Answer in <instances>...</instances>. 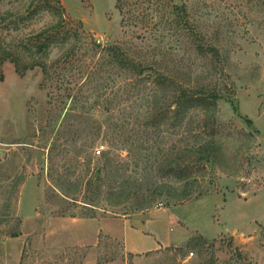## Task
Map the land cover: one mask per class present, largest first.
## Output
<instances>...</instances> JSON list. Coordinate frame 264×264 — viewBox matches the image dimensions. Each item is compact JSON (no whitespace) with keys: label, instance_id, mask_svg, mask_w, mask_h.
<instances>
[{"label":"rangeland","instance_id":"obj_1","mask_svg":"<svg viewBox=\"0 0 264 264\" xmlns=\"http://www.w3.org/2000/svg\"><path fill=\"white\" fill-rule=\"evenodd\" d=\"M53 37L48 79L1 67L0 264H264V0H0V52L24 66L25 49ZM112 48L148 89L159 73L218 98L199 131L216 151L180 204L112 203L120 164L139 179L150 152L120 141L146 116ZM182 138L177 127L168 141ZM130 228L162 247L129 253Z\"/></svg>","mask_w":264,"mask_h":264},{"label":"trees","instance_id":"obj_2","mask_svg":"<svg viewBox=\"0 0 264 264\" xmlns=\"http://www.w3.org/2000/svg\"><path fill=\"white\" fill-rule=\"evenodd\" d=\"M116 7L121 10L122 0H116ZM57 42L58 40L53 37L25 49V52L30 56V62L24 66H21L18 59L11 54L0 52V82L4 80L1 67L6 61L14 64L16 72L21 77L26 72L39 68L44 78L48 79L51 75V66L47 63L49 53L47 51L51 44ZM110 54L114 57V61L118 59L122 70L130 69L132 71L136 85L142 86L140 83L151 79L146 76V71L142 67L132 64L123 53L119 54L117 50L112 48ZM156 76L151 89L143 84L142 89L134 93L136 100L144 102L145 109V112H138L136 115L146 117H143L141 121L135 120L138 125L133 136L130 134L120 135V141L124 147L129 144L126 147L128 153L133 151L138 153L142 149L150 150L146 158L148 165L143 168L144 174L141 175V178L136 179L127 173L126 163L120 164V181L112 187L114 191L109 194L117 200L112 202L113 205H120L133 198L134 204H136L134 210L136 211L148 209L158 199H164L168 205L180 204L190 199L192 197L190 183L193 179V170L199 165L209 167L214 150L216 151L214 141L202 137L199 131L209 130L210 120H214L217 111L218 98L212 95L206 96L194 90L182 89L180 87L181 82L175 78L173 80V77L168 78L159 73ZM171 82L179 92H173L170 96L168 86ZM142 90L144 91L142 92ZM170 100L172 101L170 102ZM172 105H175V116L169 118L166 114ZM200 115L204 118L202 119ZM186 119L188 121L185 123ZM177 127L181 128L184 138L173 144L168 139L172 129ZM120 129H124V126ZM194 130H198V133L193 134ZM134 138L138 141L137 145H133V141H131ZM132 146H135L134 150ZM85 151H87V147ZM215 155L218 154L215 152ZM172 168L175 169L171 170ZM155 171L166 180L158 182L152 175ZM119 172L120 170H118ZM95 177L99 181L102 179L98 175Z\"/></svg>","mask_w":264,"mask_h":264},{"label":"crops","instance_id":"obj_3","mask_svg":"<svg viewBox=\"0 0 264 264\" xmlns=\"http://www.w3.org/2000/svg\"><path fill=\"white\" fill-rule=\"evenodd\" d=\"M148 224L149 221L146 222V225ZM133 237H137L138 241L137 242L131 241V238L133 239ZM148 239L150 238H148V236L144 235L143 233L140 234L139 230L130 228L129 231H127L125 234L126 250L133 255H137V254H141L142 251L143 252H146L147 250L156 251L159 248H161L164 243L163 241L157 242Z\"/></svg>","mask_w":264,"mask_h":264},{"label":"built area","instance_id":"obj_4","mask_svg":"<svg viewBox=\"0 0 264 264\" xmlns=\"http://www.w3.org/2000/svg\"><path fill=\"white\" fill-rule=\"evenodd\" d=\"M103 150H104V147L103 146H100L99 148H97L96 150H95V155L96 156H100L101 155V153H103Z\"/></svg>","mask_w":264,"mask_h":264}]
</instances>
